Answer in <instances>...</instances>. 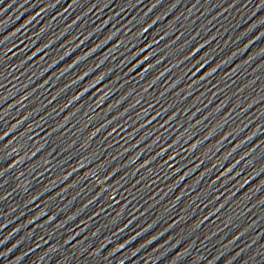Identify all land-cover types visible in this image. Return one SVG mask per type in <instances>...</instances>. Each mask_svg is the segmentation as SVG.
<instances>
[{
    "label": "water",
    "instance_id": "95a60500",
    "mask_svg": "<svg viewBox=\"0 0 264 264\" xmlns=\"http://www.w3.org/2000/svg\"><path fill=\"white\" fill-rule=\"evenodd\" d=\"M108 264H264V0H121Z\"/></svg>",
    "mask_w": 264,
    "mask_h": 264
}]
</instances>
